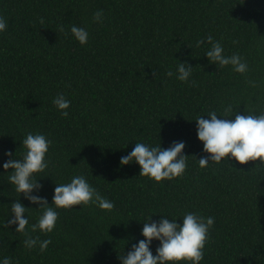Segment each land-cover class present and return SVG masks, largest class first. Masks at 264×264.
<instances>
[{
    "label": "trees",
    "instance_id": "1",
    "mask_svg": "<svg viewBox=\"0 0 264 264\" xmlns=\"http://www.w3.org/2000/svg\"><path fill=\"white\" fill-rule=\"evenodd\" d=\"M0 16L8 22L0 34V165L5 152L19 157L27 133H42L52 143L49 167L37 175L40 196L50 204L55 184L84 175L115 205L61 210L52 233H27L51 239L47 250L29 251L26 235L5 227L19 194L0 175V258L119 264L149 216L194 211L214 217L201 264H264V171L253 168L258 161L200 169L194 121L226 104L237 113L264 105V0H0ZM73 25L89 32L86 45L71 37ZM209 35L225 54L242 56L246 75L208 63L206 44L196 45ZM179 62L193 67V83L166 76ZM59 94L71 102L67 117L53 106ZM179 141L188 157L180 178L154 183L135 164L119 167L136 142L166 149ZM26 215L31 224L39 213Z\"/></svg>",
    "mask_w": 264,
    "mask_h": 264
},
{
    "label": "clouds",
    "instance_id": "2",
    "mask_svg": "<svg viewBox=\"0 0 264 264\" xmlns=\"http://www.w3.org/2000/svg\"><path fill=\"white\" fill-rule=\"evenodd\" d=\"M103 13L97 11L93 22L101 23ZM43 21H41L42 23ZM8 22L0 16V34L6 32ZM63 31V27H61ZM71 37L84 46L88 43L89 32L84 27L75 25L70 28ZM206 44L204 57L215 67L229 68L232 72L246 75L249 65L238 53L225 54L222 43L209 35L206 41H198L197 47ZM193 67L179 62L173 72L169 70L166 76L175 78L181 83L191 84ZM250 87H257L255 81H248ZM53 106L62 117L69 115L70 100L63 94L57 95ZM207 117V118H205ZM196 139L202 145L204 154L197 162L200 169L209 165H219L225 161L230 165H245L249 162H259L253 167L264 171V105L258 104L244 113H237L231 104L223 106L218 114L216 110L209 111L195 120ZM51 140L42 133H27L21 141L19 157L15 153L5 152V162L0 165L2 172L7 173L8 183L19 194L18 199L10 205V216L5 227H14L16 233H24V247L32 251L39 248L40 252L47 250L51 239H39L27 233L47 235L54 231L61 210H72L75 206L97 207L101 211L111 212L115 205L103 197L84 175H75L70 182L55 184L51 203L39 195L42 185L38 183L37 175L44 173L49 167L46 155ZM186 145L183 141L173 142L168 148L162 149L160 142L155 146L143 142L134 143L133 150L122 156L119 167L135 164L139 168V176L154 183L171 181L184 175L188 167V157L183 154ZM17 150V149H16ZM232 169L235 170L233 166ZM240 172L238 170H235ZM30 205L37 206L35 210L26 208L20 203V197ZM31 210L38 212L34 223L29 222L26 213ZM149 216L142 223L140 237L124 254L118 255L119 264H201L204 249L210 229L214 225V217H205L198 212H186L180 219H170L159 216L158 221L150 222ZM177 220L180 222L177 223ZM27 230V231H26ZM158 242L155 254L151 250L152 242ZM0 264H13L9 257L0 258Z\"/></svg>",
    "mask_w": 264,
    "mask_h": 264
}]
</instances>
